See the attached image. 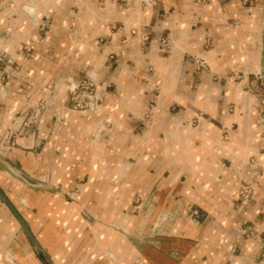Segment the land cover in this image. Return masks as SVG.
<instances>
[{
  "label": "crops",
  "instance_id": "obj_1",
  "mask_svg": "<svg viewBox=\"0 0 264 264\" xmlns=\"http://www.w3.org/2000/svg\"><path fill=\"white\" fill-rule=\"evenodd\" d=\"M258 71L264 0H0V188L53 264H264ZM0 264H44L1 195Z\"/></svg>",
  "mask_w": 264,
  "mask_h": 264
},
{
  "label": "built area",
  "instance_id": "obj_2",
  "mask_svg": "<svg viewBox=\"0 0 264 264\" xmlns=\"http://www.w3.org/2000/svg\"><path fill=\"white\" fill-rule=\"evenodd\" d=\"M242 5H253L256 3L257 0H238ZM208 42L211 41L210 38L207 39ZM207 42V43H208ZM28 47V46H27ZM26 50L29 51L31 48H27ZM113 57V56H111ZM190 60L195 64L198 70H207L209 68L208 60L201 56L200 54H196L190 57ZM237 77H241L240 74L235 73ZM254 82L251 83V91L257 93L259 96H263V89H264V72L258 71L255 73ZM70 99H71V106L75 110L81 112L82 114H87L89 112H93L98 110L101 97L96 90V86L91 79L88 77H83L80 79L73 87L70 89ZM264 104V100L262 101ZM263 106V105H262ZM25 121L23 122L21 130L24 132H31L34 130L35 125L39 122L42 109L40 106L36 108H32ZM224 141H228L230 139V132L225 130ZM243 195H249V190L246 189L243 191ZM198 212L195 210L194 214ZM262 257H264V248L261 251Z\"/></svg>",
  "mask_w": 264,
  "mask_h": 264
},
{
  "label": "water",
  "instance_id": "obj_3",
  "mask_svg": "<svg viewBox=\"0 0 264 264\" xmlns=\"http://www.w3.org/2000/svg\"><path fill=\"white\" fill-rule=\"evenodd\" d=\"M9 172L11 174L15 175L16 177L22 179L24 182H26L29 185H33V186L37 185V182L34 181L31 177H29L25 173H22V172L16 170L14 167L9 169ZM46 187L50 189L51 186L46 185ZM0 195H1L2 199L4 200V202L11 209L13 214L17 217V219L22 224V227L24 228V230H25L26 234L28 235L30 241L32 242L33 246L42 255L44 262L47 263V264H53V262L51 261V259L47 255V253L44 251V249L42 248V246L40 245V243L36 239L35 235L33 234L32 230L30 229V227H29L28 223L26 222V220L23 218V216L20 214L18 209L14 206V204L10 201V199L6 196V194L2 191L1 188H0Z\"/></svg>",
  "mask_w": 264,
  "mask_h": 264
},
{
  "label": "rangeland",
  "instance_id": "obj_4",
  "mask_svg": "<svg viewBox=\"0 0 264 264\" xmlns=\"http://www.w3.org/2000/svg\"><path fill=\"white\" fill-rule=\"evenodd\" d=\"M25 5L26 4H23V5H21L20 6V8H21V10H23V11H25L26 13H28L27 11H28V8H25ZM30 11V10H29ZM32 13V12H31ZM30 14V12L28 13V15ZM36 14V13H35ZM34 13L32 14L33 15V17H35L36 15H35ZM48 16V15H47ZM46 16V17H47ZM42 18V17H41ZM40 18V19H41ZM46 19V18H45ZM42 21V19L40 20V22H38V28H40V31H45V30H47L48 29V22L46 21V20H44V18H43V22H41ZM31 53H32V50L30 51ZM7 63H8V59H7ZM6 65V64H5ZM33 107V106H32ZM39 123V122H38ZM38 123L35 125V127H34V129L35 128H37V125H38ZM49 186H51L50 187V189H56V187H54V186H52V185H49ZM86 216V215H85ZM86 219H89V220H93L92 218H90L89 217V215H87L86 216ZM36 249V248H35ZM37 250V249H36ZM44 264H46L45 262H44Z\"/></svg>",
  "mask_w": 264,
  "mask_h": 264
}]
</instances>
